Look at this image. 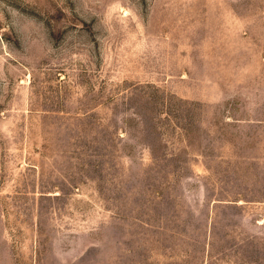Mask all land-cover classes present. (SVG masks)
<instances>
[{
    "label": "rangeland",
    "instance_id": "rangeland-1",
    "mask_svg": "<svg viewBox=\"0 0 264 264\" xmlns=\"http://www.w3.org/2000/svg\"><path fill=\"white\" fill-rule=\"evenodd\" d=\"M0 264H264V0H0Z\"/></svg>",
    "mask_w": 264,
    "mask_h": 264
}]
</instances>
